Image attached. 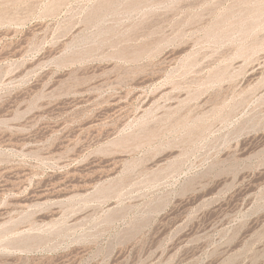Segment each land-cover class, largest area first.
Segmentation results:
<instances>
[{
  "label": "rangeland",
  "instance_id": "obj_1",
  "mask_svg": "<svg viewBox=\"0 0 264 264\" xmlns=\"http://www.w3.org/2000/svg\"><path fill=\"white\" fill-rule=\"evenodd\" d=\"M0 264H264V0H0Z\"/></svg>",
  "mask_w": 264,
  "mask_h": 264
}]
</instances>
